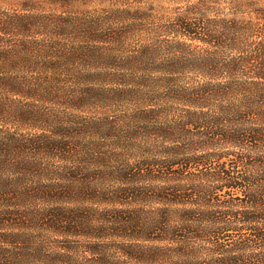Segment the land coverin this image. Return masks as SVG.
I'll list each match as a JSON object with an SVG mask.
<instances>
[{"label":"trees","instance_id":"obj_1","mask_svg":"<svg viewBox=\"0 0 264 264\" xmlns=\"http://www.w3.org/2000/svg\"><path fill=\"white\" fill-rule=\"evenodd\" d=\"M0 6V264H264V0Z\"/></svg>","mask_w":264,"mask_h":264},{"label":"rangeland","instance_id":"obj_2","mask_svg":"<svg viewBox=\"0 0 264 264\" xmlns=\"http://www.w3.org/2000/svg\"><path fill=\"white\" fill-rule=\"evenodd\" d=\"M7 2H8V0H0V6H7L8 7L9 5Z\"/></svg>","mask_w":264,"mask_h":264}]
</instances>
